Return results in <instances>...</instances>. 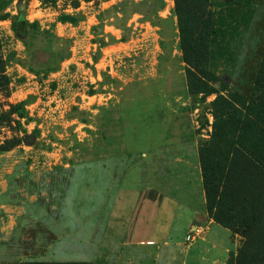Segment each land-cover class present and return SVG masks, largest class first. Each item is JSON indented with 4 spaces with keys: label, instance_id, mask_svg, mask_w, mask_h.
Segmentation results:
<instances>
[{
    "label": "rangeland",
    "instance_id": "1",
    "mask_svg": "<svg viewBox=\"0 0 264 264\" xmlns=\"http://www.w3.org/2000/svg\"><path fill=\"white\" fill-rule=\"evenodd\" d=\"M19 1L0 0V264H240L204 166H264V0H200L191 40L176 0Z\"/></svg>",
    "mask_w": 264,
    "mask_h": 264
},
{
    "label": "trees",
    "instance_id": "2",
    "mask_svg": "<svg viewBox=\"0 0 264 264\" xmlns=\"http://www.w3.org/2000/svg\"><path fill=\"white\" fill-rule=\"evenodd\" d=\"M25 0H20L21 4ZM90 2L91 0H85ZM200 0H176V13L180 17L181 27H184L185 37L187 40H191L194 37L195 29L201 27V33L208 30V25H202L195 18L196 14L199 12ZM74 6H79L78 0H73ZM194 19L189 21L188 16ZM62 22H70L76 24L77 21L71 16H62L60 18ZM197 21V22H195ZM14 30L19 31L18 27L14 24ZM203 37V35H202ZM201 38V34H200ZM199 38V39H200ZM203 40H198L202 42ZM206 48L209 47L207 40L203 43ZM186 51L191 50L190 46ZM202 53L203 49H199ZM3 66L2 60L0 58V66ZM240 155L237 151H234L233 157L228 164V170L221 172L218 168H211L209 165L204 166L206 184L210 188V184L214 183L215 189H208V194H215L218 196L219 200L214 199L211 203V207L216 209L215 217L223 225L235 228L234 225H239L236 222L237 217L240 220L241 227L238 228L245 237L248 239L245 246L240 251L239 262L240 264H255L257 261L264 263V258H255L254 254L257 249H263V245L259 242L264 240V205L259 212L258 207L252 201L254 196L257 194L258 185L260 184V191L264 195V166L260 165L257 157L250 155L244 164H240ZM261 169V170H260ZM216 173L221 175L220 178L216 176ZM216 178L219 182H222L223 189L219 191L220 183L216 182ZM258 184V185H257ZM257 185V186H256ZM221 186V187H222ZM248 195V198L245 195ZM237 227V226H236ZM251 249V252L250 250ZM21 264H49L44 262H34L28 261ZM76 264V263H75Z\"/></svg>",
    "mask_w": 264,
    "mask_h": 264
}]
</instances>
